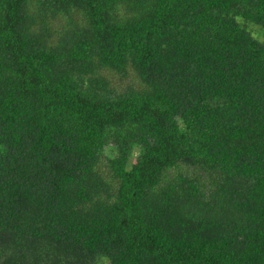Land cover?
<instances>
[{
  "label": "trees",
  "instance_id": "obj_1",
  "mask_svg": "<svg viewBox=\"0 0 264 264\" xmlns=\"http://www.w3.org/2000/svg\"><path fill=\"white\" fill-rule=\"evenodd\" d=\"M0 264H264V0H0Z\"/></svg>",
  "mask_w": 264,
  "mask_h": 264
}]
</instances>
